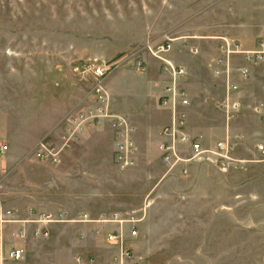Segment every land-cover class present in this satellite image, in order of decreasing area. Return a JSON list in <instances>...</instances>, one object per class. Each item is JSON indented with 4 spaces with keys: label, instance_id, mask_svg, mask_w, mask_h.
Listing matches in <instances>:
<instances>
[{
    "label": "crops",
    "instance_id": "obj_1",
    "mask_svg": "<svg viewBox=\"0 0 264 264\" xmlns=\"http://www.w3.org/2000/svg\"><path fill=\"white\" fill-rule=\"evenodd\" d=\"M211 2L204 0L203 8L195 0L185 6L184 11L203 13V26L187 24L181 37L171 39L163 58L186 70L185 77L175 81L189 102L181 110L186 133L205 147L230 139L235 151L246 137L264 136V122L253 112L254 107L264 110V60L250 63L243 55L228 57L229 80L237 86V92L229 98L241 105L240 114L232 120H226L216 107L225 100L226 79L223 74H214L208 65L225 56L220 49L222 40L242 51H252L264 40V6L252 8L245 16L239 13L230 23L226 2ZM94 9L124 13V19L132 23H136V16L140 28L124 48L114 43L102 56L89 55L96 50L84 52L78 46L63 48L58 71L61 99L67 102L69 95L75 96L71 109L82 110L85 103H92V76L88 71L78 72L81 62L107 72L102 83L107 111L122 118L131 130L135 164L124 171L113 165L115 133L110 120L87 128L75 144L60 152L59 163L51 164L36 158L34 145L29 150L13 146L10 127L4 126L1 116L0 142L7 141L9 147L0 158V214L10 211L12 216L10 222L0 224V264H217L210 254L227 253V249L221 230L215 234L218 243L211 242V222L221 219L229 192L237 194L239 187H249L261 179L245 177L239 185L236 179L244 176L239 171L223 174L197 162L169 168L161 161V130L171 123L172 110L161 106L159 100L172 82L161 74V63L143 48L162 35H156L157 29L174 24L172 20L165 22L164 14L179 13V0H89L82 11ZM131 52L139 57L137 63H143L141 72L136 69L137 63L131 67L120 64L125 53ZM120 65L130 70L134 65L132 71L144 82L141 106L133 112L139 116L136 120L115 106L109 80ZM239 70H245L246 76L242 77ZM211 111L219 118L216 125L211 123ZM67 112L48 129L51 141L59 138V125ZM249 114L258 122L257 127L243 125ZM234 157L239 155L234 153ZM37 174L46 177L40 190L34 188ZM39 216H50L52 222H35ZM132 229L135 237L130 236ZM44 232L46 237L42 236ZM112 234L131 250L130 260H116L121 241H108ZM13 248L23 251V260L6 259Z\"/></svg>",
    "mask_w": 264,
    "mask_h": 264
},
{
    "label": "rangeland",
    "instance_id": "obj_2",
    "mask_svg": "<svg viewBox=\"0 0 264 264\" xmlns=\"http://www.w3.org/2000/svg\"><path fill=\"white\" fill-rule=\"evenodd\" d=\"M88 1L0 0V117L4 126L10 127L13 146L22 150H29L33 145L34 148L44 136H50L48 129L63 113L68 111L67 114H75L80 110L70 108L76 100L75 96L69 95L67 102L61 99L58 71L63 48L78 46L84 52L96 50L89 55L102 56L109 53L114 43L124 48L131 36L137 35L140 27L136 25L139 23L136 16V23H132L124 19V13H103L98 9L82 11ZM203 1L195 0V3L202 7ZM193 2L179 0V13H165V22L172 20L174 24L169 28L157 29L156 35H162L152 43L158 42L164 35L170 39L181 37L182 28L189 23L203 26L202 12L184 11L185 6ZM220 2L227 4L230 23L239 13L245 16L252 8L264 6V0H212L211 3ZM231 5L234 7L232 11ZM127 15L129 17L130 14ZM143 49L147 51L146 47ZM124 56L120 64H130V67L139 60L132 52ZM86 64L80 63L79 73L87 72ZM132 68L130 70L125 65L117 67L109 84H112L116 108L136 120L139 116L133 112L141 106L144 82ZM119 91L122 93L119 94ZM91 105V102L85 103V108ZM246 116L248 122L243 123L245 127L258 126L254 117L250 114ZM211 118L212 125L218 124L219 118L212 111ZM243 140L244 145H239V149L234 151L239 155L238 159L252 161L258 158L254 148L256 144L264 142V136L262 139L248 136ZM52 142L59 147V138ZM2 144L9 145L7 141ZM247 166L249 169L243 172ZM245 169L239 171V174L244 173V176L236 179L239 185L244 183L245 177L251 180L256 176L255 179L261 180L257 185L251 183L249 187H239L237 194L229 192L228 206L221 213V219L211 222V242L218 243L215 234L221 230L222 244L227 249V253L210 254L217 264H264V162L248 163ZM45 180L46 177L37 174L34 188L40 190ZM2 192L0 189V194Z\"/></svg>",
    "mask_w": 264,
    "mask_h": 264
},
{
    "label": "built area",
    "instance_id": "obj_3",
    "mask_svg": "<svg viewBox=\"0 0 264 264\" xmlns=\"http://www.w3.org/2000/svg\"><path fill=\"white\" fill-rule=\"evenodd\" d=\"M171 39L164 35L158 42L146 44L147 51L152 57L161 63V74L168 76L171 80L164 94L160 97V105L172 110L171 123L161 130L164 141L159 145L161 161L172 168L177 164H186L191 162L203 163L217 169L223 174L245 169L248 163L264 162V142L255 145V153L258 158L252 161L238 159L234 157V147L230 139L219 141L212 146H203L198 138H191L185 131V115L181 112L188 105V99L185 92L175 86V81L182 79L186 75V70L166 61L163 56L170 49ZM220 49L224 50L225 56L211 60L208 68L216 75L223 74L226 79V97L224 102L216 104L217 109L221 110L226 120H232L241 112L240 103L231 97L237 92V86L230 82V67L228 57L233 54L243 55L245 61L256 63L264 60V40L258 42L252 51L238 50L235 44H228L222 40ZM223 68V70H222ZM136 69H143V63L138 62ZM87 71L92 76V87L90 95L92 96V105L88 108L77 111L75 114H68L59 125V147H56L49 136L43 137L33 148L36 158L49 162L51 164L59 163V154L62 150L70 148L79 136L87 128L99 124L103 120H110V125L115 133V148L112 156L113 165L119 170L124 171L132 167L136 161V148L131 139V130L127 123L119 117L112 116L107 111V96L105 95L102 83L107 72L102 68L88 65ZM242 77L246 76L245 70H239ZM174 84V85H173ZM253 112L264 122V110L261 107H254ZM186 147V149H185ZM8 151L6 144H0V158ZM185 175L186 171L183 170ZM12 216L10 211L0 214V224L10 222ZM52 222L50 216H39L37 223ZM51 220V221H50ZM54 222V221H53ZM36 234V233H35ZM46 237L47 233H42ZM131 237L136 236L134 229L130 232ZM108 241H121L119 256L116 260H130L132 252L122 244V240L116 234L108 235ZM24 253L19 249H11L6 253V259L10 262H19L23 260ZM135 264V263H134Z\"/></svg>",
    "mask_w": 264,
    "mask_h": 264
}]
</instances>
